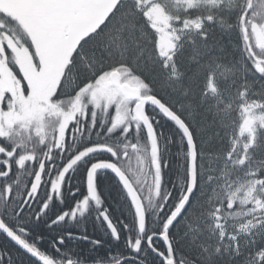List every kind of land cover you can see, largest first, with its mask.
Here are the masks:
<instances>
[{
	"label": "snow or ice",
	"instance_id": "snow-or-ice-1",
	"mask_svg": "<svg viewBox=\"0 0 264 264\" xmlns=\"http://www.w3.org/2000/svg\"><path fill=\"white\" fill-rule=\"evenodd\" d=\"M0 264H264V0H0Z\"/></svg>",
	"mask_w": 264,
	"mask_h": 264
},
{
	"label": "trees",
	"instance_id": "trees-1",
	"mask_svg": "<svg viewBox=\"0 0 264 264\" xmlns=\"http://www.w3.org/2000/svg\"><path fill=\"white\" fill-rule=\"evenodd\" d=\"M89 231H93L91 224H89ZM81 247H86L85 245H81Z\"/></svg>",
	"mask_w": 264,
	"mask_h": 264
}]
</instances>
